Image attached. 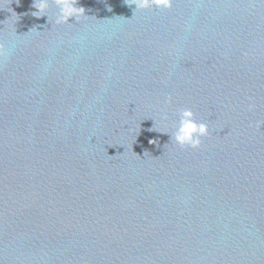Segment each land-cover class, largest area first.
I'll return each mask as SVG.
<instances>
[{"label":"water","instance_id":"1","mask_svg":"<svg viewBox=\"0 0 264 264\" xmlns=\"http://www.w3.org/2000/svg\"><path fill=\"white\" fill-rule=\"evenodd\" d=\"M134 3L0 0V264H264V0Z\"/></svg>","mask_w":264,"mask_h":264},{"label":"clouds","instance_id":"2","mask_svg":"<svg viewBox=\"0 0 264 264\" xmlns=\"http://www.w3.org/2000/svg\"><path fill=\"white\" fill-rule=\"evenodd\" d=\"M58 7L56 17L57 23H67L70 18L81 16L85 9L77 6V0H55ZM173 0H135V6L141 9H148L153 6L170 8ZM34 7L36 11L33 15L40 17L47 15L46 11L49 7V0H35ZM12 47L5 45L0 49V54L11 55ZM253 107L250 105V108ZM178 121L175 125V131L171 134V139L181 146L197 148L202 143V137L208 135V125L196 119V114L191 108L178 109ZM151 143V141H150Z\"/></svg>","mask_w":264,"mask_h":264}]
</instances>
